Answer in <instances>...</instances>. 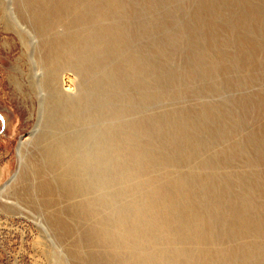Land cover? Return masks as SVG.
<instances>
[{"label": "rangeland", "instance_id": "1", "mask_svg": "<svg viewBox=\"0 0 264 264\" xmlns=\"http://www.w3.org/2000/svg\"><path fill=\"white\" fill-rule=\"evenodd\" d=\"M84 2L90 4V11L69 13L70 18L77 15L72 28L94 31L98 27L95 13L113 2L101 25L118 28L122 54L137 55L138 64L141 62V68L130 70L119 64V54L95 55L101 65L98 71H108L104 78L96 72L102 90L100 108L125 112L115 119L118 130L106 132L104 126L103 141L108 135L110 140L131 135L141 148L146 147L148 168L142 175H163L149 178L152 184L169 189L177 175L186 177L194 197L185 203L174 201L172 206H187L213 220L212 226H202L201 233L212 249L232 253L224 264H264V0ZM21 7L24 10L23 4ZM24 52L22 40L5 26L1 0L0 264H114L129 251L120 247L113 252L109 242L98 240L87 223L48 220L34 202L38 178L33 162L39 156L32 143L21 156L17 153L22 138L42 127L39 123L36 128L38 103L30 93V61ZM60 79L71 96L79 92L81 82L72 71L64 70ZM179 126H184L181 133ZM165 166H171L168 173L163 171ZM23 177L28 178V195L20 185ZM116 190L133 192L134 187L119 183ZM129 198L117 196L116 207L126 215L116 220V215H110L115 223L133 218L128 207L118 203ZM137 198V207L143 211L147 204L139 194ZM246 200L251 204L246 220L258 231L244 233L246 241L242 242L241 233L231 223L235 220L226 217ZM69 201L62 202L66 211ZM177 214L181 225L169 227L186 236L185 218ZM220 216L225 220L220 221ZM142 223L149 231L157 230L146 220ZM192 241L197 242L182 243L183 253L195 252L190 246L197 244ZM257 250L261 258L249 260ZM151 253L148 264H158L155 260L160 255L171 254L152 248ZM169 264L183 261L170 256Z\"/></svg>", "mask_w": 264, "mask_h": 264}, {"label": "bare ground", "instance_id": "2", "mask_svg": "<svg viewBox=\"0 0 264 264\" xmlns=\"http://www.w3.org/2000/svg\"><path fill=\"white\" fill-rule=\"evenodd\" d=\"M15 2L16 4L13 0H2L5 26L11 28L22 40L26 50L24 57L28 53V79L33 91L30 93L37 100L39 110L36 128L39 123L42 125L38 132L35 129L22 138L17 146V153L21 156L26 145L32 143L39 156V160L33 162L34 176L38 178L34 202L45 217L53 222L62 223L69 219L81 224L87 223L92 226L89 229L98 240L104 244L109 242L108 247L112 251L114 248L117 252L120 247L127 249L129 253L115 259L114 264H148L151 262L149 256L153 255L151 248L171 253L160 255L155 260L158 264H169L170 256L182 260L183 264L228 263L232 253L225 254L224 250L212 249L203 240L202 226H212L213 220L195 214L186 209L187 206L181 209L172 206L174 201L185 203V200L194 197L185 176L177 175L169 185L170 190L152 184L149 178L158 179L163 175L153 171H149L153 172L150 174L152 176L142 175L141 171L148 168L146 147L141 148V144H137L131 135H123L121 139L114 140H110L108 135L103 141L104 126L106 132L118 130L115 119L123 117L125 112L108 107L100 108L102 90L98 84L100 81L95 78L96 72L104 78L108 71H98L100 63L97 64L95 55L119 54V64L126 69L141 68L137 55L122 54L121 45L117 43L121 36L119 29L111 24L101 25V18L112 11L110 7L113 2L105 5L108 8L106 11L104 6L99 7L101 10L95 13L97 20L94 22L98 23V27L94 31H78L71 26L77 21V15L70 18L69 13L83 9L81 14H86L84 11L89 10L90 4H86L88 2L84 0ZM64 70L72 71L81 82L79 92L74 96H71L68 88H63L60 75ZM116 76L120 78L117 72ZM110 118L112 119L109 120ZM179 129L180 133L183 132L184 126H179ZM124 163H128V166ZM170 167L165 166L163 171L168 173L167 169ZM23 178L20 185L28 195L29 191L25 187L28 178ZM119 183L134 187L133 192L116 190ZM137 194L147 204L143 211L137 207ZM123 195L130 197L129 200L118 203L123 202V206H127L133 213V218L115 223L120 216L126 215L125 210L118 209L115 202L117 196ZM67 199L70 200V210L66 211L62 202ZM195 201L200 203L197 199ZM236 206L237 210L227 215L229 218L226 219L235 220L230 221L241 233L239 240L245 242L244 233L258 230L256 225L253 226L246 220L245 214L251 208L248 200L241 201ZM175 210L185 218L183 226L187 230L186 236L179 230L174 233L169 227L172 225L175 228L182 223ZM213 212L218 215V208H214ZM110 215H116L115 220ZM219 218L220 221L224 219L222 216ZM144 220L157 230L153 232L145 229L142 223ZM194 239L197 242H192L197 245L190 247L195 252L183 253V244L187 245L189 240ZM250 256L252 257L248 259L252 261L261 258L262 254L257 250Z\"/></svg>", "mask_w": 264, "mask_h": 264}]
</instances>
